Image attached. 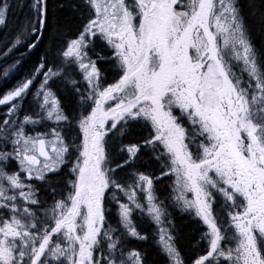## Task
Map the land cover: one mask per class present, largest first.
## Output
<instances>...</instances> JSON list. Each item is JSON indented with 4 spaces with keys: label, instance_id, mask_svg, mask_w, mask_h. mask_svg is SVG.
I'll return each mask as SVG.
<instances>
[{
    "label": "snow or ice",
    "instance_id": "1",
    "mask_svg": "<svg viewBox=\"0 0 264 264\" xmlns=\"http://www.w3.org/2000/svg\"><path fill=\"white\" fill-rule=\"evenodd\" d=\"M255 6L69 0L73 28L33 0L0 42V264H264Z\"/></svg>",
    "mask_w": 264,
    "mask_h": 264
},
{
    "label": "trees",
    "instance_id": "2",
    "mask_svg": "<svg viewBox=\"0 0 264 264\" xmlns=\"http://www.w3.org/2000/svg\"><path fill=\"white\" fill-rule=\"evenodd\" d=\"M12 7L9 10L8 13V27L7 28H3L0 27V42L3 41V39L5 38V34H7L9 32L10 29H12L14 26L21 24L26 17L31 15V4L33 2V0H10ZM69 1L68 0H48V9H49V22L52 23L54 21L55 18H60L59 13L61 12V10L66 9L67 7L64 8H60L59 5L60 4H67ZM248 0H245V3L247 4ZM21 5H23V7H21ZM255 7L254 8H245V14L247 16L248 19V23L250 25V27L252 28V37L254 42L258 45V46H262L264 45V32H261L259 29V21H260V16H261V8L264 7V0H255ZM45 44H47V40H45ZM44 45L41 46V49H43ZM36 60V54L33 53L30 56H27L25 58V67H30L32 65V63ZM0 94H2V92H0ZM0 111H3V108H0ZM179 218H183L182 216L177 217ZM185 228H182L181 231V235H183L185 237V240H183L184 246L185 248H183V251L187 254H189L193 248V245L195 246V248H197V241L199 240H195V242L191 245L189 244V241H187L189 239L190 236L194 235L192 234V231L190 229H188L185 225H183ZM201 230V229H200ZM151 242V241H150ZM143 247H147L149 249H151V244H149L148 242L146 244L142 245ZM201 248V245H198V248ZM197 251H195L196 253ZM195 253H193L192 255H189L190 257L193 256ZM155 255L153 254V256L151 258H153Z\"/></svg>",
    "mask_w": 264,
    "mask_h": 264
},
{
    "label": "rangeland",
    "instance_id": "3",
    "mask_svg": "<svg viewBox=\"0 0 264 264\" xmlns=\"http://www.w3.org/2000/svg\"><path fill=\"white\" fill-rule=\"evenodd\" d=\"M59 16H60V18L62 17L61 21L66 22L67 24L71 25L73 28L75 27V25H76L75 13L73 12V10L70 7H67L64 10H61V12L59 13ZM182 217L183 218H179V219L177 218V223L180 225L181 231H182V228H185L183 226V225H185L188 229H190L192 231V234H194V235L190 236L189 239L187 240V241H189L188 245L192 246V244L195 242V240L199 239L200 228L189 217H187V216H182ZM183 240H185V237L183 235H181L180 246L182 249L185 248ZM148 243L151 244L150 241H148ZM199 250H200V247L198 248V245H197V248H195V246L193 245L191 252L189 254L184 252V254L186 257H190L189 255H192L193 253H195V251H199ZM154 258H155V256L153 257V259Z\"/></svg>",
    "mask_w": 264,
    "mask_h": 264
}]
</instances>
